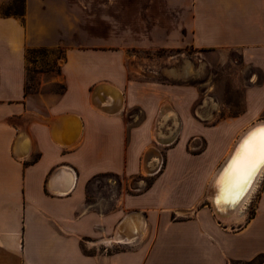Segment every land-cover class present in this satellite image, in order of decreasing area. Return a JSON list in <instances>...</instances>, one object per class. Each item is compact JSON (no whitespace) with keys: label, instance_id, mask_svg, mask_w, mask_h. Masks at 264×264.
Returning <instances> with one entry per match:
<instances>
[{"label":"crops","instance_id":"1","mask_svg":"<svg viewBox=\"0 0 264 264\" xmlns=\"http://www.w3.org/2000/svg\"><path fill=\"white\" fill-rule=\"evenodd\" d=\"M7 2L0 264H264V185L238 223L202 204L234 138L257 119L264 82L248 89L245 113L201 118L199 89L157 79L138 53L234 49L264 72V0H24L22 15L3 13ZM37 48H61L63 62L29 92L27 52ZM159 132L176 139L148 187L89 196L99 174L148 169Z\"/></svg>","mask_w":264,"mask_h":264},{"label":"rangeland","instance_id":"2","mask_svg":"<svg viewBox=\"0 0 264 264\" xmlns=\"http://www.w3.org/2000/svg\"><path fill=\"white\" fill-rule=\"evenodd\" d=\"M21 3V0H8L3 5L2 12H19ZM138 53L151 59L157 79L166 82L184 81L199 89L203 101L202 104H197L194 107L193 113L201 118L212 117L214 114L213 117L216 120L220 117L238 116L245 113L249 110L245 99L248 89L264 82L263 70L255 65H250L239 50H209L189 46L181 50L157 49L138 51ZM62 62L63 50L61 48L29 50L27 52V90L34 92L38 89L39 72H56ZM63 87L64 83H57L52 90L60 93ZM209 102L210 104H208ZM257 107H260L261 110L256 118H264V105H257ZM159 137L166 139L163 141L166 143L158 141L155 136L153 143L160 149L157 151L159 157L155 156L150 161L148 169L144 166L139 173L134 175L99 174L90 182L89 196L93 197V193L108 194L113 188L117 193L133 194L148 187L165 165L167 148L174 143L173 141L168 146L167 141L170 138L160 132ZM188 146L193 147L191 142ZM263 185L264 175L246 205L245 213L248 216L255 211ZM111 186L112 188H110ZM209 199V195L207 194L206 197L205 194L202 204H209L212 207Z\"/></svg>","mask_w":264,"mask_h":264},{"label":"bare ground","instance_id":"3","mask_svg":"<svg viewBox=\"0 0 264 264\" xmlns=\"http://www.w3.org/2000/svg\"><path fill=\"white\" fill-rule=\"evenodd\" d=\"M260 125H264V119H257L253 121L249 125H247L243 130L240 131L238 136L233 141L228 154L223 159V162L214 171L211 182L209 184L208 195L210 197V201L212 203V206L215 212L217 211V209H219L223 213L228 212L226 204L230 203L232 199L238 194H243V193L245 194V196L242 198V200L239 202V204L236 206V208L232 212L226 214V216H221L223 220L227 222L229 225L233 223L241 222L243 220L242 215L245 211L246 205L249 203V200L253 196V193L257 190V187L259 186V182L264 175V170L254 173L252 177L247 181V184L245 186H237L231 191H225L221 187V182L224 179V176L227 175L228 171L231 169L232 163L235 159L236 153L239 149V146L243 138L246 136L249 130L255 127H258ZM78 129L73 131L74 136H76V134L78 133ZM174 139L175 137H170L167 143L172 142ZM164 140L166 141V139H162L161 137L158 138V141L163 142ZM57 190L60 191L61 189H57ZM129 234L131 235V233H126V235H124V234H121L120 232H117L114 236H112V239L113 240H124L126 238L129 239L130 238ZM133 237H135V234Z\"/></svg>","mask_w":264,"mask_h":264},{"label":"snow or ice","instance_id":"4","mask_svg":"<svg viewBox=\"0 0 264 264\" xmlns=\"http://www.w3.org/2000/svg\"><path fill=\"white\" fill-rule=\"evenodd\" d=\"M261 170H264V125L249 130L243 138L221 187L231 191L237 186H245L252 175Z\"/></svg>","mask_w":264,"mask_h":264},{"label":"water","instance_id":"5","mask_svg":"<svg viewBox=\"0 0 264 264\" xmlns=\"http://www.w3.org/2000/svg\"><path fill=\"white\" fill-rule=\"evenodd\" d=\"M244 194V193H243ZM238 194L237 196H235L232 201L230 203L226 204L227 210L228 212L223 213L221 212L219 209H217L216 213L218 214V216H226V214L232 212L236 206L239 204V202L242 200V198L245 196V194Z\"/></svg>","mask_w":264,"mask_h":264},{"label":"trees","instance_id":"6","mask_svg":"<svg viewBox=\"0 0 264 264\" xmlns=\"http://www.w3.org/2000/svg\"><path fill=\"white\" fill-rule=\"evenodd\" d=\"M13 1H15V0H13ZM21 1H22V3H21V10L19 12H15V13H5V14H19V15H22L24 13V0H21ZM249 264H253V263L250 261Z\"/></svg>","mask_w":264,"mask_h":264},{"label":"flooded vegetation","instance_id":"7","mask_svg":"<svg viewBox=\"0 0 264 264\" xmlns=\"http://www.w3.org/2000/svg\"><path fill=\"white\" fill-rule=\"evenodd\" d=\"M156 138H159V137H156Z\"/></svg>","mask_w":264,"mask_h":264},{"label":"built area","instance_id":"8","mask_svg":"<svg viewBox=\"0 0 264 264\" xmlns=\"http://www.w3.org/2000/svg\"><path fill=\"white\" fill-rule=\"evenodd\" d=\"M158 172V171H157ZM72 173V172H71Z\"/></svg>","mask_w":264,"mask_h":264}]
</instances>
